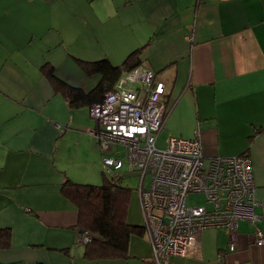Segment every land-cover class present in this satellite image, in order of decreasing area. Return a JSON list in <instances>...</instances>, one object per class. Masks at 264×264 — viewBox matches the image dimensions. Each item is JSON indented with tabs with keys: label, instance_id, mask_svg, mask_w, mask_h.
I'll list each match as a JSON object with an SVG mask.
<instances>
[{
	"label": "crops",
	"instance_id": "1",
	"mask_svg": "<svg viewBox=\"0 0 264 264\" xmlns=\"http://www.w3.org/2000/svg\"><path fill=\"white\" fill-rule=\"evenodd\" d=\"M137 48L139 65L165 86L161 131L190 138L199 128L206 157L247 154L264 216V0H0V264L150 257L144 228L125 257L85 254L90 234L62 186L97 182L103 152L90 104L71 103L47 74L90 91L98 75L78 60L118 65ZM255 225L264 233V219ZM253 228L239 221L233 251L226 227L204 229L197 252L169 264H264Z\"/></svg>",
	"mask_w": 264,
	"mask_h": 264
},
{
	"label": "built area",
	"instance_id": "2",
	"mask_svg": "<svg viewBox=\"0 0 264 264\" xmlns=\"http://www.w3.org/2000/svg\"><path fill=\"white\" fill-rule=\"evenodd\" d=\"M164 93V83L153 70L138 65L121 74L102 100L88 107L96 123L91 133L103 152V170L125 166L140 177L139 205L151 248L142 264H169L173 256L194 255L200 232L220 226L229 230L228 249L233 251L239 221L253 223L254 244L263 245L264 233L255 225L264 216L255 213L251 159L245 153L206 157L199 128L190 138L168 136L159 147ZM112 145H122L125 155L104 153ZM192 193L202 194L211 207L187 205ZM81 239L86 242L90 236L85 232Z\"/></svg>",
	"mask_w": 264,
	"mask_h": 264
},
{
	"label": "trees",
	"instance_id": "3",
	"mask_svg": "<svg viewBox=\"0 0 264 264\" xmlns=\"http://www.w3.org/2000/svg\"><path fill=\"white\" fill-rule=\"evenodd\" d=\"M141 49L131 51L118 65L106 58L92 62L78 60L84 73L98 75V82L90 91L69 84L58 77L52 68L47 69V74L55 88L64 92L71 103L89 105L102 100L121 74L139 65ZM62 192L78 209L80 231L85 230L90 234L91 239L85 247L87 256L125 257L130 237L143 234V224H132L126 219L131 190L121 183L119 175L104 176L100 185L66 179ZM4 232L0 230V236Z\"/></svg>",
	"mask_w": 264,
	"mask_h": 264
},
{
	"label": "rangeland",
	"instance_id": "4",
	"mask_svg": "<svg viewBox=\"0 0 264 264\" xmlns=\"http://www.w3.org/2000/svg\"><path fill=\"white\" fill-rule=\"evenodd\" d=\"M116 55L115 53L111 54ZM114 57V56H113ZM123 59V56H120L118 58V61H121ZM169 136V133L163 129L157 139V145L159 147L164 145V140L166 137ZM106 154L113 155V156H124L125 155V149L122 145H112L110 147V150L106 152ZM114 175H119L121 178V183L130 188L131 194L129 199V208H128V214L126 216V219L129 223L133 224H143V216L140 211L139 207V200H138V186H139V180L140 177L137 173L128 171L127 168L124 166L122 169L117 171H105L103 168H100L99 178L97 182H92V184L100 185L104 179V176L109 178ZM148 183V177L144 179V185H147ZM186 204L187 205H203L206 207H209L211 204L207 203L204 199V196L197 193L189 194L186 198Z\"/></svg>",
	"mask_w": 264,
	"mask_h": 264
}]
</instances>
